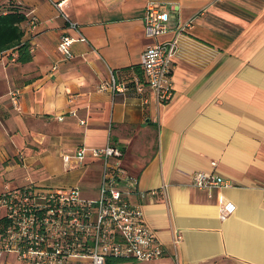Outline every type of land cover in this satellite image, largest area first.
I'll return each instance as SVG.
<instances>
[{
    "label": "crops",
    "instance_id": "crops-1",
    "mask_svg": "<svg viewBox=\"0 0 264 264\" xmlns=\"http://www.w3.org/2000/svg\"><path fill=\"white\" fill-rule=\"evenodd\" d=\"M149 1L0 0V14L38 19L31 30L21 23L30 62H18L14 49L0 55V194L28 182L81 187L94 172L97 194L82 193L95 198L102 160L89 154L66 169L62 155L110 141L138 179L130 199L166 250L161 259L117 264H264V0H153L170 14L158 40L178 41L166 103L149 88H121L139 77L157 41L143 21ZM65 35L77 38L71 59L59 50ZM213 161L232 186L192 183ZM223 199L233 206L224 220ZM0 264L23 263L2 255Z\"/></svg>",
    "mask_w": 264,
    "mask_h": 264
},
{
    "label": "built area",
    "instance_id": "built-area-1",
    "mask_svg": "<svg viewBox=\"0 0 264 264\" xmlns=\"http://www.w3.org/2000/svg\"><path fill=\"white\" fill-rule=\"evenodd\" d=\"M54 4L58 8L62 6V2ZM61 15L70 28L79 29L66 14L61 12ZM169 20L165 3L153 0L147 3L145 30L157 41L142 55L144 81L134 77L128 85L122 84L123 90L133 89L142 94L149 88L164 103L173 98L172 72L178 41L158 40L169 31ZM27 21L29 30L38 23L37 17L30 13ZM76 40L70 35L61 38L59 50L65 59L74 57L72 46ZM112 85L118 89L113 71ZM12 96L16 104L17 92ZM89 154L102 160L95 198L84 196L78 186L51 187L35 182L4 186L0 205L5 209L2 217L6 223L0 232V256H14L23 264H108V260L114 259L152 261L165 256V246L145 222L143 208L130 199L138 192V179L122 167V150L110 141L102 149L79 146L62 155L65 168L84 164ZM211 165L212 171L194 172L192 183L206 189L232 186V182L215 171L217 162ZM232 211V204L223 199L220 218L226 219ZM180 240L177 236L176 242Z\"/></svg>",
    "mask_w": 264,
    "mask_h": 264
},
{
    "label": "trees",
    "instance_id": "trees-1",
    "mask_svg": "<svg viewBox=\"0 0 264 264\" xmlns=\"http://www.w3.org/2000/svg\"><path fill=\"white\" fill-rule=\"evenodd\" d=\"M27 20V16L17 10H11L7 13L0 14V55L10 49L17 52V61L27 63L33 59L32 45L29 40L25 39V29L21 23ZM142 68V66H141ZM139 79L144 81L143 69L139 73ZM6 223L5 217H0V232ZM133 260L114 259L108 260L109 264L129 262Z\"/></svg>",
    "mask_w": 264,
    "mask_h": 264
},
{
    "label": "rangeland",
    "instance_id": "rangeland-1",
    "mask_svg": "<svg viewBox=\"0 0 264 264\" xmlns=\"http://www.w3.org/2000/svg\"><path fill=\"white\" fill-rule=\"evenodd\" d=\"M82 165H84V164H82ZM62 173L63 174H69L68 172H65L63 170H62ZM96 180H97V176L94 172H92L91 174H89L87 176V178L84 179V182L81 183V187L80 186L79 187L82 189L83 193H85L86 195H94L95 196V193L97 194V192H96V189L93 188V186L96 184ZM4 210L5 209L0 205V217H2L4 215V213H5Z\"/></svg>",
    "mask_w": 264,
    "mask_h": 264
}]
</instances>
